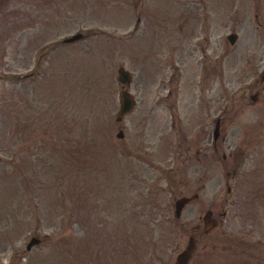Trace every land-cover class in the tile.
I'll use <instances>...</instances> for the list:
<instances>
[{
	"label": "rangeland",
	"instance_id": "rangeland-1",
	"mask_svg": "<svg viewBox=\"0 0 264 264\" xmlns=\"http://www.w3.org/2000/svg\"><path fill=\"white\" fill-rule=\"evenodd\" d=\"M178 1L0 0V264H174L187 246L192 223L174 219L173 150L131 147L130 115L116 120L128 37L156 41ZM205 1L215 57L237 51L232 31L264 45V0ZM251 173L228 196L245 205L241 217L201 231L187 264H264V170ZM225 195L215 188V204ZM33 236L40 243L27 250Z\"/></svg>",
	"mask_w": 264,
	"mask_h": 264
},
{
	"label": "flooded vegetation",
	"instance_id": "flooded-vegetation-1",
	"mask_svg": "<svg viewBox=\"0 0 264 264\" xmlns=\"http://www.w3.org/2000/svg\"><path fill=\"white\" fill-rule=\"evenodd\" d=\"M256 10L259 28L262 8ZM160 22L156 41L130 39L129 143L158 136L161 149L173 147L176 194L190 198L180 219L199 222L197 230L205 219L238 213L235 200L226 199L221 213L215 205V165L230 193L227 177L264 159V45L241 39L236 57L227 48L215 59L213 9L205 0H189Z\"/></svg>",
	"mask_w": 264,
	"mask_h": 264
},
{
	"label": "water",
	"instance_id": "water-1",
	"mask_svg": "<svg viewBox=\"0 0 264 264\" xmlns=\"http://www.w3.org/2000/svg\"><path fill=\"white\" fill-rule=\"evenodd\" d=\"M77 37H79V35H75V36L69 38L68 40H74ZM230 39L233 40L232 37H230ZM119 73H120V79H121V81L122 82H126L127 79H128V76L126 75V73H124L122 69L119 70ZM129 108H130V102H129V99L126 97V93L124 92L123 93V101H122L121 113L127 112L129 110ZM119 135L121 136V133H119ZM34 241H36V240H32V242H34Z\"/></svg>",
	"mask_w": 264,
	"mask_h": 264
}]
</instances>
